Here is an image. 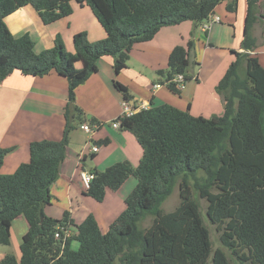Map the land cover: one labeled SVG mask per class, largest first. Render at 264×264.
I'll return each instance as SVG.
<instances>
[{"label": "trees", "instance_id": "trees-1", "mask_svg": "<svg viewBox=\"0 0 264 264\" xmlns=\"http://www.w3.org/2000/svg\"><path fill=\"white\" fill-rule=\"evenodd\" d=\"M73 1L85 3L105 31V37L96 41H89L84 31L75 33L73 52L56 34L50 48L36 53L29 34L15 37L5 23L15 10L31 5L49 24L69 16ZM223 1L227 11L236 10L237 0H0V83L13 71L35 77L55 73L68 82L62 138L31 142L28 162L10 174L0 173V245L10 243V225L17 216L28 225L19 259L7 254L0 264H232L224 249L236 264H264V68L248 52L255 47L250 30L258 0H245L244 52H233L234 59L215 88L223 98L221 114L193 116L162 103L116 118L120 129L134 135L142 157L136 166L121 161L88 171L93 177L83 194L96 202L128 177L137 180L105 233L92 214L74 224L67 210L58 219L44 212L65 159L73 120L79 124L87 120L81 119L82 111L74 104V89L97 71L98 59L111 56L117 74L127 67L135 44L151 40L164 26L191 21L199 27ZM193 48L192 37L186 45H176L167 67L157 71L174 93L180 91L171 82L175 75L190 79ZM114 87L124 99H131L123 84L115 80ZM7 152L0 148V168ZM176 184L179 203L165 212L161 205ZM193 191L207 202L206 217L219 232L221 247L214 250ZM148 216L150 224L141 227ZM59 225L71 230L62 249L54 238Z\"/></svg>", "mask_w": 264, "mask_h": 264}, {"label": "crops", "instance_id": "crops-1", "mask_svg": "<svg viewBox=\"0 0 264 264\" xmlns=\"http://www.w3.org/2000/svg\"><path fill=\"white\" fill-rule=\"evenodd\" d=\"M226 1L218 4L213 13L220 21L203 31L191 21L164 26L146 42L133 46L127 67L115 74L114 60L102 56L97 61V71L74 89V104L82 111L83 123L100 124L89 137L79 128L76 119L68 134L65 159L61 163L58 177L50 187L51 203L44 207L47 216L58 219L68 210L74 224H79L92 214L102 233L108 230L110 222L124 208V199L135 187V177H128L116 190H106L102 202H96L84 195L80 180L83 171L90 168L103 170L121 161L136 166L142 149L129 131L111 123L121 115L123 92L114 87V81L123 84L131 99L148 100L150 105L166 103L188 111L193 116L211 118L223 111L222 95L216 85L226 68L234 59L233 52H244L241 48L246 13L245 0H237L235 11H227ZM72 13L52 23L44 24L31 5H25L5 18L13 36L29 34L36 53L50 48L56 34L61 35L67 51L73 52L72 37L84 31L89 41L105 37V31L85 3L72 2ZM252 13L256 17L251 27L255 40L250 54L257 56L264 68V0H258ZM192 33V36H191ZM192 37L194 48L191 52L188 75L184 87L178 93L168 89L163 78L157 74L167 67L170 51L176 45H186ZM76 67H81L76 61ZM245 64L243 63V68ZM158 85V87H154ZM68 82L55 73L42 77L10 73L0 83V148L8 149L0 173L10 174L29 160V144L38 140L59 141L65 128V108L68 102ZM149 105V106H150ZM93 118L90 123L88 119ZM72 120V119H71ZM107 139L103 144L96 142ZM91 144L98 151H90ZM64 208V209H62ZM68 208V209H65ZM27 222L22 215L10 225V243L0 245V259L7 254L19 259V245L27 231ZM77 247L75 241L71 242Z\"/></svg>", "mask_w": 264, "mask_h": 264}, {"label": "built area", "instance_id": "built-area-1", "mask_svg": "<svg viewBox=\"0 0 264 264\" xmlns=\"http://www.w3.org/2000/svg\"><path fill=\"white\" fill-rule=\"evenodd\" d=\"M220 21L219 16L215 15L214 13H211L208 17V20L206 22H203L199 27L203 31H207L210 26L213 23H217ZM171 82L174 83L175 88L178 90H182L184 87L185 79L183 74H177L172 79ZM154 87H158V85H155ZM150 105V102L148 100H134V99H124L121 102V115L119 117L123 116H129L139 110L146 109ZM111 125L114 128H118L120 125V120L115 119L112 121ZM100 126V124H92L89 125L88 123H80L79 128L83 130L89 137L93 134L94 130L97 129ZM90 151L92 153H95L98 151V146L95 144H91ZM93 175L89 173L88 171H83L80 174V180L83 185L84 189H87L89 187L90 181L92 179ZM71 236V230L68 226L65 225H59L56 227L54 238L60 241V247L61 249L64 247V244Z\"/></svg>", "mask_w": 264, "mask_h": 264}, {"label": "rangeland", "instance_id": "rangeland-1", "mask_svg": "<svg viewBox=\"0 0 264 264\" xmlns=\"http://www.w3.org/2000/svg\"><path fill=\"white\" fill-rule=\"evenodd\" d=\"M144 100H146V99H144ZM193 196H194L195 200L198 202L199 209H200L201 215L203 217L204 223L209 230L210 239H211V243H212V250H214L218 247H221V243L219 241V232L216 230L215 225L211 224L206 217L207 202L204 199L199 198L198 194L195 191H193ZM178 203H179L178 184H176L174 186L171 194L162 203L161 207H162L163 211L170 212V211H173L175 209V207L178 205ZM62 209H64V208H62ZM65 209H68V208H65ZM150 222H151V217L148 216L141 222L140 226L146 227L150 224ZM224 251L227 254V257L230 259V262L232 264H236L234 259H232V257L230 256L229 251L226 249H224Z\"/></svg>", "mask_w": 264, "mask_h": 264}, {"label": "water", "instance_id": "water-1", "mask_svg": "<svg viewBox=\"0 0 264 264\" xmlns=\"http://www.w3.org/2000/svg\"><path fill=\"white\" fill-rule=\"evenodd\" d=\"M69 110H70V113H71V104H69ZM71 119H72V117H71V115H69V120L71 121Z\"/></svg>", "mask_w": 264, "mask_h": 264}]
</instances>
